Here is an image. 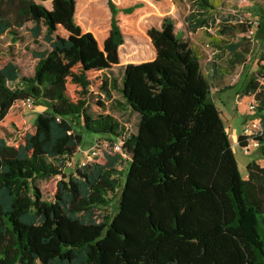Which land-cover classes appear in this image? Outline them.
I'll use <instances>...</instances> for the list:
<instances>
[{"label":"trees","instance_id":"1","mask_svg":"<svg viewBox=\"0 0 264 264\" xmlns=\"http://www.w3.org/2000/svg\"><path fill=\"white\" fill-rule=\"evenodd\" d=\"M98 1L78 0L87 21L100 15ZM106 5L109 18L85 28L76 0H0V41L21 44L32 23L33 42L44 28L48 44L32 51L27 76L0 60V264H264V166L251 160L241 176L211 80L175 33L172 1ZM131 36L147 41L153 58L123 66L120 91L139 114L127 133L106 110L104 71L119 65ZM18 81L23 87L8 84ZM244 94L256 101L253 139L264 157L263 72ZM26 97L47 107L29 126ZM75 125L121 150H99L103 160L66 174L82 138ZM247 142L238 135L239 146ZM52 176L47 200L36 180Z\"/></svg>","mask_w":264,"mask_h":264},{"label":"rangeland","instance_id":"2","mask_svg":"<svg viewBox=\"0 0 264 264\" xmlns=\"http://www.w3.org/2000/svg\"><path fill=\"white\" fill-rule=\"evenodd\" d=\"M171 1L174 29L180 35L186 32V28L195 30L198 26H204L199 21L207 20L206 28L199 30L204 41L202 50L204 58L202 57V62L205 61L208 55L219 57L228 49L231 50V52L228 51V55L231 53L232 58L234 55L238 57V60L233 61V68H230L227 77L223 80V91L213 90L210 93V99L221 112V117L228 130V139L238 170L241 176L246 177V165L251 160H255L264 166V157L257 147H254L250 142L249 152L245 153L237 143V137L241 133L242 126L250 116L249 114L252 113L248 105L254 102L256 108L253 94H244V86L251 77L258 76L261 72L264 73V0H206L205 5L201 0ZM76 16L87 25L95 22V19L89 22L85 21V13L78 4ZM223 20L229 21L223 23ZM241 23L247 30H241ZM31 26L32 23L25 25L26 36L23 42L21 44H10L13 46L12 49L8 48L9 42L7 40L0 41V60H3V62L7 60L14 61L18 65L20 76H27L32 73L35 64L32 51L44 49L48 46L42 39L44 28L37 42H33L28 32ZM222 26L228 28L233 26V31L230 35H223L226 37L222 40L224 44L217 46V42L220 41L215 35L218 34V30ZM183 37L185 38V36L179 38L185 40ZM151 54H153V51L147 41L131 36L130 39H125L119 47V65L104 71V75L110 79L111 84L109 94H104L106 110L118 119L127 133L136 132L139 115L125 102L120 91L123 65L127 62L147 61L151 59ZM228 59L230 60V58ZM8 84L10 87H23L20 81L9 82ZM21 108L26 125L29 126L34 123L36 114L47 107L39 99H36L30 108L27 109L23 106ZM75 128L80 132L82 138L70 161L63 166L66 174L73 173L76 167L90 159L99 158L98 160H103V157H94L96 154L92 153L95 148L93 145H95L99 134L79 128L77 125H75ZM103 137L101 139L105 138ZM126 159H128V156H126ZM126 163L127 160L122 164L123 170H125ZM122 179L123 177H121ZM57 180V176L36 180V184L42 192V198L51 199ZM115 201L116 198L113 200L114 205L116 204Z\"/></svg>","mask_w":264,"mask_h":264},{"label":"crops","instance_id":"3","mask_svg":"<svg viewBox=\"0 0 264 264\" xmlns=\"http://www.w3.org/2000/svg\"><path fill=\"white\" fill-rule=\"evenodd\" d=\"M77 2H78V0H76V10H77V4H78ZM96 6L101 7V13H100V15H98L96 17H91L92 18L91 20L95 19V22L93 24L100 22V21L107 20L110 16V12H109L108 7L106 5V0H99L97 2ZM170 16H171V11H170ZM85 21L89 22L87 20H85ZM228 21L229 20H223L222 22L228 23ZM81 22L85 26V28H89L93 25V24L87 25L85 22H83V21H81ZM199 23L204 24V26H198L195 30H191V29L186 28L185 29L186 32L181 34V35L178 32H175V33L177 35H179V37L185 36V38L184 37L183 38L188 41L191 49L196 54L198 61H199V64H200V69H201L202 74L207 76L211 80L212 87H211L210 93L213 90H217V91L220 90V92H221V91H223L222 90L223 89V83H224L223 80L225 77H227V73L230 70V68H233V61L238 60V57H236V55H234V57L232 58L231 53H230V55H228V51L231 52V50L228 49V51H224V54L220 55L219 57H216V56L212 57V55H208L207 58H205V61L202 62V60H203L202 57L204 58V53L202 52L203 46H204L203 45L204 41L202 38V34L199 30H203L206 28L207 20L199 21ZM228 29L230 32L226 33V34H223L218 30V34H216L215 36L217 38H219L218 41H220V42H217V46L224 44V43H222V40H224V38H226V37L223 35H230L231 31H233L232 30L233 26H232V28L230 27ZM235 29H236V27H235ZM151 56H152L151 58H153V54H151ZM227 58H230V60L229 59L227 60Z\"/></svg>","mask_w":264,"mask_h":264},{"label":"built area","instance_id":"4","mask_svg":"<svg viewBox=\"0 0 264 264\" xmlns=\"http://www.w3.org/2000/svg\"><path fill=\"white\" fill-rule=\"evenodd\" d=\"M34 103V100L32 97H26L22 100L21 104L24 108H30L32 104ZM249 109L252 110V113H250L247 120L244 122L241 130V135L245 136L247 138V144L242 147L245 153L249 152V143L251 142L254 147L258 146L257 140L253 139V136L256 135L261 130V124L259 122V119L252 116L255 104L254 102L249 104ZM95 148L92 150L93 154H96L98 152V149H107L112 148L113 150L120 151L121 150V142L116 141L114 143H110V141L102 140L99 143L93 145Z\"/></svg>","mask_w":264,"mask_h":264}]
</instances>
